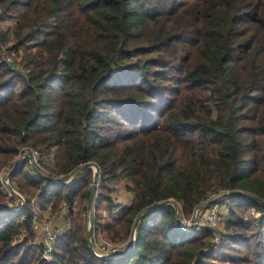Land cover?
Here are the masks:
<instances>
[{
  "label": "trees",
  "instance_id": "1",
  "mask_svg": "<svg viewBox=\"0 0 264 264\" xmlns=\"http://www.w3.org/2000/svg\"><path fill=\"white\" fill-rule=\"evenodd\" d=\"M6 20L0 45L23 71L0 60V172L28 147L62 183L20 161L17 210L0 184V264H264V0H0ZM88 162L102 188L92 231L124 242L153 208L114 259L92 254L81 218L91 170L64 183ZM119 179L133 199L118 208ZM225 193L204 206L227 205L218 232L155 207L190 217ZM48 205L70 218L46 261L27 237Z\"/></svg>",
  "mask_w": 264,
  "mask_h": 264
},
{
  "label": "rangeland",
  "instance_id": "2",
  "mask_svg": "<svg viewBox=\"0 0 264 264\" xmlns=\"http://www.w3.org/2000/svg\"><path fill=\"white\" fill-rule=\"evenodd\" d=\"M11 21H5V22H0V30H6L7 28H9V26H11ZM10 36V35H8ZM11 40H8L6 43L0 45V60H6L7 62L10 63V66H12L11 68L14 69V70H17L19 73H21L23 70H22V67H21V64H20V56H18L17 58H15L14 54H8V52L6 50H4V47H8L10 46ZM20 52V53H19ZM18 53L21 54V51H19ZM15 58V59H14ZM33 149V148H32ZM39 153V152H38ZM40 155V154H39ZM18 156V155H17ZM16 156L14 162H13V165L14 163L19 160V158ZM22 161V160H21ZM40 161H41V169H38L41 174L44 176L47 175L49 176V178H51L52 180H55V181H61L59 180L61 176H54L53 174H51L48 170V168H46V166H44V163L46 165V163H49V165H52L51 164V161L50 162H44V159L41 157L40 155ZM20 162V161H19ZM92 165L90 167H88L91 172H92V177H93V174L94 172H96L98 174V179H97V185H96V190H95V197L99 194V191L102 189L101 188V179H100V175L98 173V168L96 166L95 163L91 162ZM12 167H5L4 170H9L11 169ZM96 168V169H95ZM3 170V169H2ZM1 170V171H2ZM8 171V172H9ZM44 171V172H43ZM81 172V171H80ZM79 172V173H80ZM27 173L32 176L33 178H37L38 179V174L33 170H31L30 168H27ZM74 174V173H73ZM73 174L70 175L73 176ZM70 177L64 181V182H68ZM91 184H92V179H91V183H90V188H91ZM124 181L122 179H119L117 180V182H115L114 184L110 185V191H111V196H112V199L114 200L115 202V199H116V195H118V192L119 190H125V187H124ZM3 192V191H2ZM129 192V191H127ZM4 193V192H3ZM131 193V192H130ZM5 194V193H4ZM222 195V194H221ZM247 195V194H246ZM22 196V195H21ZM220 195H215V198L213 200H216L218 199ZM23 197V196H22ZM220 198V197H219ZM24 199V198H23ZM212 200V199H211ZM209 200V201H211ZM12 205L14 202H11ZM116 203V202H115ZM173 204V205H172ZM174 209H175V212H176V215H177V219H178V224L179 226L182 228L180 222H182L183 220H185L186 222H189L191 221V217H192V214H193V210L190 217H186L183 213H182V204L178 201H175V200H171V204ZM214 205V204H213ZM75 206H76V203L73 204V208L72 210H74V213L78 210V206L77 208L75 209ZM227 205L225 204V202H218V203H215L214 206L212 207H201L199 208L198 210H196V213H195V219L193 221H198V222H201V223H206L205 219H206V216L207 214L211 211V209H215L216 212H217V217H218V220H217V223H216V226L214 227H208V228H212L214 229L216 232L218 231H221L222 230V225H223V220L225 218V215L227 214ZM45 209H48L46 210L45 212H42V211H38V213L36 214L35 218L33 219V221H35L36 223H40L42 221H50V229L56 233V235L58 236L60 233L66 231L69 227V210L67 207H63L61 209V212H57V213H51L50 212V209H49V205L45 208ZM250 213L252 215V217H256L258 216L257 212L254 211L253 209L250 210ZM45 214V215H44ZM59 215H62V218L59 216ZM93 219V209L90 210L89 206L86 210V212L82 213L81 214V218H84L86 220V223H87V230H90V235L91 233L93 232L92 229H91V224H92V221H91V224L90 226L88 227L89 225V219ZM45 218V219H44ZM61 218V220H60ZM60 220V221H59ZM192 221V223H193ZM194 224H192L193 226ZM187 226V224L185 225ZM197 229H198V226H195ZM191 228V227H190ZM133 226L130 230V235L129 237L127 238V240H129L132 236H133ZM136 229V228H135ZM32 235L31 236H28L27 239H28V244H32L33 246H36L37 244H39L40 242V238H41V234L39 233V230H35L34 227H33V222H32ZM26 230L25 229H22V231L20 232V235L17 237V240L16 241H19V240H23L24 237L26 236L25 234ZM102 236H104L103 234H101ZM89 237V236H88ZM105 238H107L110 242H112L113 244L115 245H121V244H125L127 242V240H125L124 242H121L120 240L119 241H113L111 238H109V236H107L105 234L104 236ZM88 240V239H87ZM215 240H216V243H214V246L213 248H217L218 245L221 243L220 241V238L219 236H216L215 237ZM123 248L121 249L120 248V252L122 251H125V246H122ZM217 251V250H216ZM212 262L216 263V264H219L216 260L212 259L211 260ZM32 264H37V263H32ZM225 264V263H224Z\"/></svg>",
  "mask_w": 264,
  "mask_h": 264
},
{
  "label": "built area",
  "instance_id": "3",
  "mask_svg": "<svg viewBox=\"0 0 264 264\" xmlns=\"http://www.w3.org/2000/svg\"><path fill=\"white\" fill-rule=\"evenodd\" d=\"M25 154L29 155V159L27 161L29 163V168L32 171H33L32 167L41 169L40 155L37 150L28 148V147L22 148L17 156L19 158V161L26 159L24 157ZM8 171L9 170L7 169L6 170L3 169L0 172L1 190L6 195L5 204L8 207L17 210L20 207H22V205L24 204V199L21 196V194L10 183L9 177H7L9 173ZM214 198H215V195L210 196V199L213 200ZM11 202H14L13 205ZM73 204H75V202H73ZM217 220H218V217H217L216 210L211 209V211L206 216L205 224L198 222V221H193V223L191 221L186 222L185 220H183L180 223L183 224L181 225L182 229L187 230V229H190V227H192V224H194L193 226H198V228L214 227L216 226ZM186 224L187 226H185ZM89 226L90 225H88V227ZM33 227L35 230L38 229L39 233L41 234L39 243L42 246V252L40 253V258L41 260L43 259V260L48 261L50 254L52 252V249H53V243L55 239L57 238V235L50 229V221H42L40 223H36L35 221H33ZM134 238H135V234H133V236L129 240H127V242L125 241L126 242L125 244L115 245L112 242H110L107 238L102 236L99 232L93 231L91 235L88 237V243H89V246L91 247V252L95 257L103 258V259H114L120 256V253H121L120 248L122 249L123 248L122 246H125V245L128 247L133 246Z\"/></svg>",
  "mask_w": 264,
  "mask_h": 264
},
{
  "label": "water",
  "instance_id": "4",
  "mask_svg": "<svg viewBox=\"0 0 264 264\" xmlns=\"http://www.w3.org/2000/svg\"><path fill=\"white\" fill-rule=\"evenodd\" d=\"M24 157H25L27 160L29 159V155H28V154H25ZM18 163H19V160H17V161L14 163V165H13L12 168L10 169V171H9V173H8V175H7V177H9V175L11 174V172H12V171L18 166ZM91 165H92L91 162H88V163H86V164L81 165V166H80V167L74 172L73 176L70 177V179H72V178L75 177L80 171H82V170H84V169L90 167ZM32 169H33L37 174L42 175L41 172H40L37 168L32 167ZM47 179H49L50 181L56 182V183H62V181H55V180H52L51 178H48V177H47ZM97 179H98V174H97L96 172H94L93 177H92V184H91V188H90L89 200H88V206H89V208H90L91 210L94 209L93 201H94V198H95V190H96V185H97ZM64 183H68V182H64ZM238 193H242V194H243V192H240V191H239ZM225 195H228V193H225V194H223V195H220L219 197H222V196H225ZM245 195H246V194H245ZM219 197H218V198H219ZM211 201L214 202L215 200H211ZM211 201H208V202H206V203H204V204L199 205V206L193 211V214H192V217H191V222L194 220V216H195L196 210H198L199 208H201V207H203V206L208 205V203H210ZM164 204H171V199L164 200V201L160 202L159 204H157L155 207H160V206H162V205H164ZM151 209H153V208H150L149 210H151ZM149 210H147V211L141 213V214L136 218V220L134 221V224H133V229H132V230H133V231H132L133 234H135V228H136V225H137L138 221H139V220L143 217V215H145ZM91 221H92V219H91V217H90V219H89V225L91 224ZM88 236H90V230H88ZM89 248H90V250H91V247H90V246H89ZM127 251H128V249L125 250V251H122V252L120 253V255L125 254Z\"/></svg>",
  "mask_w": 264,
  "mask_h": 264
},
{
  "label": "crops",
  "instance_id": "5",
  "mask_svg": "<svg viewBox=\"0 0 264 264\" xmlns=\"http://www.w3.org/2000/svg\"><path fill=\"white\" fill-rule=\"evenodd\" d=\"M132 199H133V194L132 193L127 192V191H124V190H119L118 195H116L115 202H116V205L119 208L121 206H127V205H129L131 203ZM46 210H48V209H45L42 212H45ZM57 212H61V209L59 211H57ZM59 216L62 218V215H59ZM61 218H60V220H61Z\"/></svg>",
  "mask_w": 264,
  "mask_h": 264
}]
</instances>
